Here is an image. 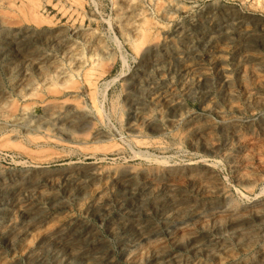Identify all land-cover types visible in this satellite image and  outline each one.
Masks as SVG:
<instances>
[{
  "label": "rangeland",
  "instance_id": "rangeland-1",
  "mask_svg": "<svg viewBox=\"0 0 264 264\" xmlns=\"http://www.w3.org/2000/svg\"><path fill=\"white\" fill-rule=\"evenodd\" d=\"M150 1L0 0V264H264V0Z\"/></svg>",
  "mask_w": 264,
  "mask_h": 264
},
{
  "label": "bare ground",
  "instance_id": "bare-ground-1",
  "mask_svg": "<svg viewBox=\"0 0 264 264\" xmlns=\"http://www.w3.org/2000/svg\"><path fill=\"white\" fill-rule=\"evenodd\" d=\"M151 1H152V0H151ZM151 1H150V2H151ZM9 6L11 7L12 4H10ZM9 6H8V7H9ZM11 8H12V7H11ZM177 8H178V7H177ZM14 9L16 10V8H14ZM178 9H179V8H178ZM178 9H177V10H178ZM9 10H10V8H9ZM12 10H13V9H12ZM177 10H176V11H177ZM5 11H6V10H5ZM165 11H167V10H165ZM6 12H7V11H6ZM10 13H11V12H9L8 15H10ZM12 13H13V11H12ZM6 15H7V14H6ZM136 15H137V14H136ZM136 15L133 16V17L135 18ZM13 16H14V15H13ZM15 16H16V15H15ZM137 16H138V15H137ZM3 17H4V16H3ZM24 17H25V16H24ZM24 17H23V18H24ZM133 17H132V18H133ZM193 17H194V16H193ZM193 17H192V18H193ZM249 17H250V16H249ZM134 18L131 19V20L134 21ZM168 18H169V17H168ZM192 18H191V20H192ZM250 18H251V17H250ZM3 19H4V18H3ZM9 19H10V18H9ZM11 19H12V18H11ZM136 19H137V18H136ZM193 20H194V19H193ZM193 20H192V21H193ZM128 21H130V20H128ZM194 21H195V20H194ZM230 21H231V20H230ZM190 22H191V21H190ZM250 22H251V19H246V17H245V18L242 17V19L235 20L233 24H234L235 26H238V27H245V26H247ZM8 23H10V21H9ZM8 23H7V24H8ZM128 23H130V22H128ZM131 23H132V21H131ZM188 23H189V22H188ZM188 23H187V24H188ZM227 23H228V22H227ZM10 24H11V23H10ZM12 24H13V23H12ZM187 24H186V25H187ZM222 24H223V23H222ZM17 25H18V24H17ZM37 25H40V24L37 23ZM188 25H189V24H188ZM188 25H187V26H188ZM20 26H21V25H20ZM35 26H36V24H35ZM132 26H133V23H132V25H131L130 27H132ZM190 26H191V25H190ZM220 26H221V25H220ZM222 26H223V25H222ZM222 26H221V27H222ZM224 26H225V24H224ZM7 27H8V26H7ZM13 27H14V25H13ZM127 27H128V26H127ZM181 27H182V26H181ZM188 27H189V26H188ZM226 27H227V26H226ZM249 27H250V26H249ZM255 27H256V26H255ZM255 27H254V28H255ZM128 28H129V27H128ZM133 28H134V27H133ZM213 28H214V27H212V29H213ZM222 28H223V27H222ZM235 28H236V27H234V29H235ZM6 29H7V28H6ZM130 29H131V28H130ZM135 29H137V28H135ZM135 29H133V30L135 31ZM212 29H211V30H212ZM226 29H227V28H226ZM246 29H247V28H245V30H246ZM251 29H252V28H251ZM7 30H8V29H7ZM9 30H10V27H9ZM13 30H14V29L12 28V31H13ZM15 30H16V29H15ZM17 30H19V29H17ZM20 30H21V29H20ZM38 30H39V28H38ZM79 30H80V29H79ZM137 30H138V29H137ZM221 30H222V29H221ZM243 30H244V29H243ZM247 30H248V29H247ZM80 31H81V30H80ZM80 31H79V32H80ZM131 31H132V29H131ZM134 31H133V32H134ZM182 31H183V30H182ZM239 31H240V30H239ZM13 32H15V31H13ZM21 32H23V31H21ZM73 32H74V31H72V33H73ZM76 32H77V31H76ZM81 32H82V31H81ZM135 32H137V31H135ZM208 32H209V31H208ZM214 32H215V31H214ZM214 32H213V33H214ZM216 32H217V31H216ZM218 32H219V31H218ZM224 32H225V31H224ZM224 32H223V33H224ZM240 32H241V31H240ZM244 32H245V31H244ZM19 33H20V32H19ZM137 33H138V32H137ZM176 33H177V32H176ZM209 33H210V32H209ZM230 33H231V32H230ZM237 33H238V32H237ZM237 33H235V34H237ZM242 33H243V32H242ZM245 33H246V32H245ZM250 33H252V32H250ZM180 34H181V33H180ZM216 34H218V33H216ZM224 34H225V33H224ZM224 34H223V35H224ZM77 35H79V34H77ZM126 35H128V33H127ZM141 35H142V34H141ZM210 35H211V34H210ZM210 35H209V36H210ZM219 35H220V34H219ZM226 35H227V34H226ZM229 35H230V34H229ZM238 35H239V34H238ZM244 35H245V34H244ZM5 36H6V35H5ZM79 36H80V35H79ZM203 36H204V35H203ZM221 36H222V35H221ZM221 36H220V37H221ZM234 36H235V35H234ZM2 37H3V36H2ZM2 37H1V38H2ZM7 37H8V36H7ZM126 37H128V36H126ZM204 37H205V36H204ZM226 37H227V36H226ZM232 37H233V36H232ZM238 37L240 38V36H238ZM8 38H9V37H8ZM13 38H15V37H13ZM128 38H129V37H128ZM128 38H127V39H128ZM228 38H229V37H228ZM239 38H238V39H239ZM242 38H243V37H242ZM253 38H254V37H253ZM10 39L12 40V38H10ZM203 39H204V38H203ZM215 39H216V38H215ZM222 39H223V38H222ZM224 39H225V37H224ZM226 39H227V38H226ZM240 39H241V38H240ZM2 40H3V39H2ZM2 40H0V41H2ZM6 40H7V39H6ZM11 40H10V41H11ZM196 40H198V38H196ZM217 40H218V38H217ZM243 40H244V39H243ZM4 41H5V40H4ZM71 41H72V40H71ZM71 41H70V42H71ZM129 41H130V40H129ZM212 41H213V40H212ZM214 41H215V40H214ZM250 41H251V40H250ZM8 42H9V41H8ZM12 42H13V41H12ZM24 42H25V41H24ZM76 42H77V41H76ZM198 42H199V41H197L196 43H198ZM206 42H207V41H206ZM219 42H220V40H219ZM219 42L217 41V43H219ZM5 43H6V42H5ZM73 43H74V42H73ZM73 43H72V44H73ZM207 43H208V42H207ZM7 44H8V43H7ZM72 44H71V45H72ZM13 45H14V44H13ZM66 45H67V44H66ZM71 45H70V46H71ZM73 45H74V44H73ZM75 45H76V44H75ZM207 45H208V44H207ZM207 45H205V47H206ZM213 45H215V44H213ZM213 45H212V46H213ZM252 45H253V44H252ZM1 46H2V45H1ZM3 46H4V45H3ZM202 46H203V45H202ZM202 46H201V47H202ZM215 46H216V45H215ZM248 46H249V45H248ZM68 47H69V46H68ZM68 47H67V48H68ZM77 47H78V46H77ZM209 47H210V46H209ZM250 47H251V46H250ZM250 47H249V48H250ZM73 48H76V47H73ZM185 48H186V47H185ZM191 48H193V47H191ZM214 48H216V47H214ZM246 48H247V46H246ZM1 49H2V48H1ZM15 49H16V48H15ZM60 49H61V48H60ZM62 49H63V48H62ZM68 49H69V48H68ZM198 49H199V48H198ZM200 49H201V48H200ZM204 49H206V48H204ZM216 49H217V48H216ZM220 49H221V48H220ZM220 49H219V50H220ZM11 50H12V49H11ZM48 50H49V49H48ZM73 50H74V49H73ZM101 50H102V49H101ZM103 50H104V49H103ZM206 50H207V49H206ZM206 50H205V51H206ZM208 50H209V49H208ZM242 50H245V48L242 49ZM246 50H247V49H246ZM251 50H252V49H251ZM251 50H250V51H251ZM33 51H34V50H33ZM63 51H64V50H63ZM66 51H71V50H66ZM66 51H65V53H67ZM75 51H76V50H75ZM180 51L182 52V50H180ZM183 51H184V50H183ZM186 51H187V50H186ZM211 51H212V49H211ZM221 51H222V50H221ZM61 52H62V51H61ZM61 52H60V53H61ZM136 52H137V51H136ZM184 52H185V51H184ZM187 52H189V51H187ZM194 52H195V51H194ZM208 52H209V51H208ZM218 52H219V51H218ZM240 52H242V51H240ZM2 53H3V52H2ZM4 53H5V52H4ZM13 53H14V51H13ZM26 53H27V52H26ZM30 53H31V52H30ZM58 53H59V52H58ZM62 53H63V52H62ZM70 53H71V52H70ZM190 53H191V52H190ZM190 53H189V54H190ZM192 53H193V52H192ZM196 53H197V52H196ZM212 53H213V52H212ZM250 53H251V52H250ZM253 53H254V52H252L251 55L248 56L249 58H247V57H246V58L249 59V60H256V58L254 57V55H252ZM6 54H7V53H6ZM16 54H17V53H15L14 55H16ZM34 54H35V53H34ZM43 54H44V53H43ZM43 54H42V55H43ZM49 54H50V53H49ZM49 54H48V52H47L46 55H49ZM67 54L69 55V53H67ZM74 54H75V53H74ZM185 54H187V53L185 52ZM198 54H200V53H198ZM248 54H249V53H248ZM254 54H255V53H254ZM258 54H259V53H258ZM0 55H1V54H0ZM2 55H3V54H2ZM2 55H1V56H2ZM9 55H10V54H9ZM14 55H13V56H14ZM26 55H27V54H26ZM28 55H29V54H28ZM37 55H38V54H37ZM63 55H64V54H63ZM70 55H71V54H70ZM191 55H192V54H191ZM193 55H194V54H193ZM193 55H192V56H193ZM210 55H211V54H210ZM244 55H245V54H244ZM11 56H12V55H11ZM16 56H17V55H16ZM33 56H34V55H33ZM35 56H36V55H35ZM38 56H39V55H38ZM43 56H44V55H43ZM53 56H54V55H53ZM71 56H72V55H71ZM71 56H70V57H71ZM75 56H76V55H75ZM182 56H183V55H182ZM182 56H181V57H182ZM184 56H185V55H184ZM184 56H183V57H184ZM213 56H215V55H213ZM255 56H257V54H256ZM258 56H259V55H258ZM4 57H5V55H4ZM28 57H29V56H28ZM28 57H26V58H28ZM41 57H42V56H41ZM70 57H69V58H70ZM201 57H202V56H201ZM244 57H245V56H244ZM6 58H7V56H6ZM13 58H14V57H13ZM19 58H20V57H19ZM23 58H24V57H23ZM42 58H43V57H42ZM46 58H47V57H46ZM50 58H51V56H50ZM69 58H68V59H69ZM72 58H73V57H72ZM76 58H77V56L75 57V59H76ZM80 58H81V57H80ZM80 58H78V59L80 60ZM89 58H90V57H89ZM191 58H192V57H191ZM191 58H190V59H191ZM211 58H212V57H211ZM263 58H264V57H263ZM24 59H25V58H24ZM28 59H30V58H28ZM31 59H32V58H31ZM34 59H35V58H34ZM57 59H58V58H57ZM184 59H186V58H184ZM213 59H214V58H213ZM241 59H244V58H241ZM15 60H16V59H15ZM22 60H23V59H22ZM37 60H38V57H37ZM42 60H43V59H42ZM51 60H55V59H51ZM70 60H72V59H70ZM85 60H86V59H85ZM85 60H84V61H85ZM188 60H189V59H188ZM197 60H198V59H197ZM206 60H207V59H206ZM24 61H25V60H24ZM30 61H31V60H30ZM40 61H41V60H40ZM43 61H44V60H43ZM43 61H42V62H43ZM55 61H56V60H55ZM68 61H69V60H68ZM87 61H88V60H87ZM89 61H90V60H89ZM180 61H181V60H180ZM183 61L185 62V60H183ZM190 61H191V60H190ZM203 61H204V60H203ZM215 61H216V59H215ZM243 61H244V60H242V62H243ZM10 62H11V61H10ZM10 62H9V63H10ZM18 62H19V61H18ZM18 62H17V63H18ZM31 62L34 63V61H31ZM37 62H38V61H37ZM50 62H51V61H50ZM50 62H49V63H50ZM52 62H53V61H52ZM52 62H51V63H52ZM58 62H59V61H58ZM74 62H75V61H74ZM76 62H77V61H76ZM90 62H91V61H90ZM186 62H187V60H186ZM186 62H185V63H186ZM195 62H196V61H195ZM198 62H199V60H198ZM198 62H197V63H198ZM201 62H202V61H201ZM256 62H257V61H256ZM260 62H261V59H260ZM260 62H259V63H260ZM262 62H263V61H262ZM9 63H8L7 65H9ZM26 63H27V61H26ZM44 63H45V62H44ZM49 63H48V64H49ZM78 63H79V62H78ZM81 63H82V62H81ZM182 63H183V62H182ZM214 63H215V62H214ZM217 63H218V62H217ZM240 63H241V62H240ZM244 63H245V61H244ZM254 63H255V62H254ZM263 63H264V62H263ZM1 64H2V63H1ZM14 64H15V63H14ZM20 64L22 65L23 63H20ZM30 64H31V63H30ZM36 64H37V63H36ZM36 64H34V65H36ZM41 64H43V63L40 62V65H41ZM58 64H59V63H58ZM60 64H61V63H60ZM60 64H59V65H60ZM70 64H71V62H70ZM74 64H75V63H74ZM91 64H92V63H91ZM145 64H147V63H145ZM145 64H144V65H145ZM192 64H193V63H192ZM203 64H205V63H203ZM215 64H216V63H215ZM238 64H239V63H238ZM238 64H237V65H238ZM257 64H258V63H257ZM5 65H6V64H5ZM34 65H33V66H34ZM50 65H52V64H50ZM59 65H57V66L59 67ZM68 65H69V64H68ZM81 65H82V64H81ZM81 65H79V66H81ZM149 65H150V64H149ZM190 65H191V64H188V65L186 66V68H185L186 75L188 74V75L190 76V79H191V80H194V79L197 78V77L199 78L201 74L199 75V72H197V71L194 69V68H196L197 66L194 65L195 67L193 68V67L190 66ZM260 65H261V64H260ZM262 65H263V64H262ZM2 66H3V65H2ZM26 66H27V65H26ZM33 66H31V67H33ZM41 66H43V65H41ZM41 66H40V67H41ZM57 66H55V68H56ZM71 66H72V65H71ZM75 66H76V65H75ZM82 66H83V65H82ZM82 66H81V68H82ZM85 66H86V65H85ZM141 66H142V65H141ZM147 66H148V65H147ZM147 66H146V67H147ZM155 66H156V64H155ZM162 66H163V65H162ZM239 66H240V64H239ZM246 66H247V65H245V67H246ZM257 66H259V65H257ZM11 67H12V66H11ZM18 67H20V66H18ZM87 67H88V64H87ZM151 67H152V66H151ZM214 67H216V66H214ZM242 67H243V66H242ZM247 67H248V66H247ZM259 67H260V66H259ZM6 68H7V67H6ZM6 68H5V69H6ZM22 68H23V70H25V69H24L25 67H22ZM51 68H52V67H51ZM59 68H60V67H59ZM59 68H56V69L58 70ZM67 68H68V67H67ZM73 68H74V67H73ZM152 68H153V67H152ZM156 68H157V67H156ZM164 68H165V67H164ZM199 68H201V67H199ZM206 68H207V66H206ZM240 68H241V67H240ZM249 68H250V67H249ZM249 68H248V69H249ZM262 68H263V67H262ZM3 69H4V67H3ZM17 69H18V68H17ZM27 69H29V68H27ZM30 69H31V68H30ZM35 69H37V67H36ZM42 69H43V68H42ZM42 69H40V70L42 71ZM53 69H54V68H53ZM56 69H55V70H56ZM61 69H63L62 66H61ZM71 69H72V68H71ZM75 69H76V68H75ZM143 69H144V68H143ZM197 69H198V68H197ZM207 69H208V68H207ZM222 69H223V67H222ZM222 69H221V70H222ZM225 69H226V68H225ZM7 70H8V69H7ZM38 70H39V68H38ZM48 70H49V69H48ZM50 70H51V69H50ZM59 70H60V69H59ZM66 70H67V69H66ZM68 70H69V69H68ZM78 70H79V69H78ZM138 70H139V69H138ZM161 70H162V69H161ZM161 70H160V71H161ZM237 70H238V69H237ZM240 70H241V69H240ZM245 70H246V68H245ZM254 70H255V68H254ZM262 70H263V69H262ZM16 71H17V70H15V74H16ZM25 71H26V70H25ZM27 71H28V70H27ZM27 71H26V72H27ZM30 71H31V70H30ZM52 71H53V70H52ZM52 71H50V72H52ZM63 71H64V70H63ZM72 71H73V70H72ZM74 71H75V70H74ZM85 71H86V70H85ZM85 71H83V73H84ZM87 71H88V70H87ZM145 71H146V70H145ZM163 71H164V70H163ZM180 71H181V70H180ZM203 71H204V70H203ZM256 71H257V70H256ZM258 71H259V70H258ZM5 72H6V71H5ZM28 72H29V71H28ZM50 72H49V73H50ZM54 72H55V71H54ZM58 72L60 73V71H58ZM76 72H77V71H76ZM141 72H142V71H141ZM223 72H224V71H223ZM227 72H228V71H227ZM240 72H241V71H240ZM37 73H38V72H37ZM44 73H45V72H44ZM44 73H43V74H44ZM61 73H62V72H61ZM67 73H68V72H67ZM221 73H222V72H221ZM234 73H235V72H234ZM241 73H244V72H241ZM241 73H240V74H241ZM245 73H246V72H245ZM248 73H249V72H248ZM251 73H252V72H251ZM251 73H250V74H251ZM256 73H257V72H256ZM256 73H255V74H256ZM263 73H264V72H263ZM11 74H12V73H11ZM24 74H25V73H24ZM31 74H34V73H31ZM38 74H39V73H38ZM68 74H70V72H69ZM71 74H72V73H71ZM74 74H75V73H74ZM78 74H79V73H78ZM85 74H86V73H85ZM85 74H84L83 76H86ZM232 74H233V72H232ZM237 74H238V73H237ZM240 74H238V75H240ZM258 74H259V73H257L256 75H258ZM20 75H21V73H20ZM25 75H26V74H25ZM25 75H24V77H25ZM45 75H46V74H45ZM47 75H49V74L47 73ZM50 75H51V74H50ZM53 75H54V74H53ZM184 75H185V73H184ZM206 75H207V74H206ZM218 75H219V74H218ZM238 75H237V76H238ZM246 75H247V74H246ZM246 75H245V76H246ZM253 75H254V74H253ZM262 75H263V74H262ZM22 76H23V75H22ZM30 76H32V77L34 78V75H30ZM36 76H38V75H36ZM36 76H35V77H36ZM58 76H59V75H58ZM58 76H57V77H58ZM63 76H65V75H62L61 77H63ZM164 76H165V75H164ZM164 76H163V77H164ZM203 76H204V75H203ZM234 76H235V75H234ZM258 76H260V74H259ZM258 76H256V77H258ZM9 77H10V76H9ZM12 77H13V76H12ZM20 77H21V76H20ZM26 77H27V76H26ZM43 77H44V76H43ZM45 77H46V76H45ZM66 77H67V76H66ZM70 77H71V75H70ZM165 77H166V76H165ZM216 77H217V76H216ZM221 77H222V76H221ZM227 77H228V76H226V75L224 76V78H227ZM242 77H243V76H242ZM246 77H247V76H246ZM249 77H251V76H249ZM254 77H255V76H254ZM40 78H41V77H40ZM40 78H39V79H40ZM63 78H64V77H63ZM72 78H73V77H72ZM85 78H86V77H85ZM158 78H159V77H158ZM185 78H186V77H185ZM185 78H183V79H185ZM219 78H220V77H219ZM219 78H218V80H219ZM228 78H229V77H228ZM231 78H232V77H231ZM234 78H235V77H234ZM237 78H238V77H237ZM258 78H259V77H258ZM260 78H261V77H260ZM22 79H23V78H22ZM22 79H21V80H22ZM26 79H28V78H26ZM43 79H44V78H43ZM51 79H52V78H51ZM77 79H78V78H77ZM77 79H76V80H77ZM80 79H81V78H80ZM187 79H188V78H187ZM200 79H201V78H200ZM229 79H230V78H229ZM232 79H233V78H232ZM0 80H1V79H0ZM23 80H24V79H23ZM44 80H45V79H44ZM44 80H43V81H44ZM48 80H49V79H48V77H47V81H48ZM74 80H75V79H74ZM87 80H88V79H87ZM93 80H95V79H93ZM160 80H161V79H160ZM164 80H165V79H164ZM164 80L162 79V81H164ZM216 80H217V78H216ZM224 80H225V79H224ZM25 81H26V80H25ZM30 81H31V78H30ZM89 81H91V80H89ZM89 81H88V83H89ZM186 81H187V80H186ZM188 81H189V80H188ZM197 81H198V80H197ZM227 81H228V80H227ZM227 81H226V82H227ZM230 81H231V79H230ZM16 82H17V81H16ZM23 82H24V81H23ZM35 82H36V81H35ZM84 82H85V81H84ZM165 82H166V81H165ZM170 82H171V81H170ZM177 82H178V81H177ZM224 82H225V81H224ZM0 83H1V82H0ZM32 83L34 84V82H32ZM41 83H42V82H41ZM43 83H44V82H43ZM174 83H176V82L174 81ZM182 83H184V82H182ZM241 83H242V82H241ZM35 84H36V83H35ZM192 84H193V83H192ZM217 84H219V82H218ZM220 84H221V83H220ZM228 84H229V83H228ZM23 85H24V84H23ZM31 85H32V84H31ZM42 85H43V84H42ZM156 85H157V84H156ZM159 85H160V84H159ZM172 85H173V84H172ZM183 85H185V84H183ZM190 85H191V84H190ZM238 85H239V83H238ZM21 86H22V85H21ZM29 86H30V83H29ZM33 86H34V85H33ZM54 86H55V85H54ZM167 86H168V85H167ZM169 86H170V84H169ZM173 86H174V85H173ZM175 86H176V85H175ZM225 86H226V85H225ZM230 86H231V85H230ZM45 87H46V86H45ZM63 87H64V86H63ZM90 87H91V86H90ZM92 87H94V86H92ZM161 87H162V86H161ZM161 87H160V88H161ZM170 87H171V86H170ZM223 87H224V85H223ZM223 87H222V89H223ZM21 88H23V86H22ZM58 88L60 89V88H62V86H60V87H58ZM58 88H56V89H58ZM88 88H89V86H88ZM154 88H155V87H154ZM162 88H163V87H162ZM173 88H174V87H173ZM182 88H184V87L182 86ZM188 88H189V87H188ZM188 88H187V89H188ZM227 88H228V86H227ZM230 88H231V87H229V89H230ZM232 88H234V87H232ZM24 89H25V88H24ZM27 89H29V88H28V85H27ZM27 89H26V90H27ZM44 89H45V88H44ZM46 89H47V87H46ZM59 89H58V90H59ZM68 89H69V88H68ZM71 89H72V88H71ZM93 89H95V88H93ZM93 89H92V90H93ZM174 89L176 90V88H174ZM184 89H186V87H185ZM29 90H30V89H29ZM58 90H57V91H58ZM60 90H61V89H60ZM63 90H64V89H63ZM63 90H62V91H63ZM74 90H75V89H74ZM74 90H73V91H74ZM152 90H154V89H152ZM156 90H157V88H156ZM168 90H169V89H168ZM177 90H178V89H177ZM233 90H235V89H233ZM154 91H155V90H154ZM164 91H165V90H164ZM228 91H229V90H228ZM23 92H24V91H23ZM27 92H28V91H27ZM58 92H59V91H58ZM58 92H57V93H58ZM63 92H64V91H63ZM63 92H62V94H63ZM67 92H68V90H67ZM89 92H91V91H89ZM159 92H160V91H158V93H159ZM175 92H176V91H175ZM225 92H226V91H225ZM232 92H233V91H232ZM59 93H60V92H59ZM64 93H65V92H64ZM158 93H154V94L152 93V94H153V95H152V101L156 102V101H158V100L160 99V97L163 96V95L161 96V95L158 94ZM162 93H163V92H162ZM167 93H168V92H167ZM167 93H166V94H167ZM170 93H171V92H170ZM178 93H179V92H178ZM228 93H229V92H228ZM49 94H50V93H49ZM73 94H74V93H73ZM75 94H76V93H75ZM75 94H74V95H75ZM90 94H91V93H90ZM175 94H176V93H175ZM9 95H10V94H9ZM50 95H51V94H50ZM63 95H64V94H63ZM69 95H70V94H69ZM69 95H68V96H69ZM178 95H179V94H178ZM178 95H176V96H178ZM232 95H233V94H232ZM232 95L230 96L231 98H232ZM234 95H235V93H234ZM5 96H6V95H5ZM23 96H24V95H23ZM48 96H49V95H48ZM65 96H66V94H65ZM150 96H151V95H150ZM208 96H210V95H207V97H208ZM8 97H9V96H8ZM10 97H11V96H10ZM19 97H20V96H19ZM24 97H25V96H24ZM28 97H29V96H28ZM57 97H58V96H57ZM62 97H63V96H62ZM90 97H92V96L90 95ZM93 97H94V96H93ZM163 97H164V96H163ZM165 97H166V96H165ZM5 98H6V97H5ZM228 98H229V97H228ZM228 98H227V100H228ZM231 98H230V101H231V100H234V99H231ZM250 98H251V97H250ZM10 99H11V98H10ZM22 99H23V98H22ZM149 99H151V98H149ZM163 99L165 100V98H163ZM170 99H171V98H170ZM177 99H178V98H177ZM257 99H258V98H257ZM7 100H9V99H7ZM178 100H179V99H178ZM178 100H177V101H178ZM262 100H263V99H262ZM11 101H12V99H11ZM67 101H68V100H67ZM90 101H91V98H90ZM162 101H163V100H162ZM173 101H174V100H173ZM180 101H181V100H180ZM258 101H260V100H258ZM61 102H62V101H60V103H61ZM65 102H66V101L64 100V104H66ZM94 102H95V100H94ZM149 102H150V101H149ZM167 102H168V101H167ZM178 102H179V101H178ZM232 102H233V101H231V103H232ZM8 103H9V102H8ZM12 103H13V102H12ZM71 103H73V101H72ZM71 103H70V105H71ZM90 103H93V102H90ZM156 103H157V102H156ZM231 103H230V105H231ZM250 103H251V102H250ZM64 104H62V105H60V104L58 105V103H57V105H56V104H53V106H54V105L57 106V107L55 108V110H53V112H52V114H51V116H52L53 118H55L56 115L59 114L60 109H63L62 106H63ZM162 104H163V103H162ZM227 104H228V103H227ZM234 104H235V102H234ZM255 104H256V103H255ZM3 105H4V104H3ZM45 105H46V104H45ZM48 105H49V104H48ZM50 105H51V104H50ZM68 105H69V104H68ZM147 105H148V104H147ZM147 105H146V108H147ZM151 105H152V103H151ZM158 105H159V103H158ZM163 105H164V104H163ZM165 105H168V104H165ZM176 105H177V103H176ZM7 106H8V105H7ZM71 106H72V105H71ZM76 106H77V105H76ZM91 106L94 107V105H91ZM235 106H236V105H235ZM10 107H11V106H10ZM44 107H46V106H44ZM64 107H65V106H64ZM89 107H90V106H89ZM170 107H171V106H170ZM177 107H178V106H177ZM180 107H182V106H180ZM210 107H211V106H210ZM227 107H228V105H227ZM232 107H233V106H232ZM262 107H263V106H262ZM1 108H2V107H1ZM7 108H8V107H7ZM27 108H29V107H27ZM52 108H53V107H52ZM65 108H66V107H65ZM73 108H74V107H73ZM79 108H80V107H79ZM94 108H95V107H94ZM94 108H93V109H94ZM156 108H157V107H156ZM174 108H175V106H174ZM183 108H184V107H183ZM213 108H214V107H213ZM229 108H230V107H229ZM254 108H255V107H254ZM24 109H26V108H24ZM75 109H76V108H75ZM147 109H148V108H147ZM152 109H153V108H152ZM152 109H151V110H152ZM168 109H170V108H168ZM227 109H228V108H227ZM236 109H238V108H236ZM0 110H1V109H0ZM26 110H27V109H26ZM29 110H30V109H29ZM29 110H28V111H29ZM63 110H64V109H63ZM77 110H78V108H77ZM81 110H82V109H81ZM81 110H80V112H81ZM91 110H92V109H91ZM138 110H139V109H138ZM140 110H141V109H140ZM143 110H144V109H143ZM172 110H173V109H172ZM212 110H213V109H212ZM228 110H229V109H228ZM6 111H7V110H6ZM28 111H27V112H28ZM61 111H62V110H61ZM61 111H60V112H61ZM88 111H89V110H88ZM206 111H207V110H206ZM230 111H231V110H230ZM23 112H24V111H23ZM96 112H97V111H96ZM134 112H135V110H134ZM139 112H140V111H139ZM143 112H144V111H143ZM143 112H141V114H142ZM173 112H174V111H173ZM225 112H226V111H225ZM237 112H238V111H237ZM251 112H252V110H251ZM98 113H99V112H98ZM136 113H137V112H136ZM148 113H149V112H148ZM155 113H156V112H155ZM169 113H170V112H169ZM171 113H172V112H171ZM171 113H170V114H171ZM185 113H186V112H185ZM220 113H221V112H220ZM234 113H235V112H234ZM5 114L7 115V113H5ZM83 114H84V113H83ZM88 114H89V113H88ZM139 114H140V113H139ZM174 114H175V113H174ZM214 114H215V113H214ZM224 114H225V113H224ZM20 115H21V114H20ZM47 115H48V114H47ZM62 115H63V114H62ZM135 115H136V114H135ZM135 115H134V117H135ZM143 115H144V113H143ZM176 115H177V114H176ZM194 115H195V114H194ZM194 115H193V117H194ZM229 115H230V114H229ZM3 116H4V115H3ZM8 116H9V115H8ZM8 116H6V117H8ZM25 116H26V115H25ZM49 116H50V115H49ZM65 116H66V115L64 114V117H65ZM92 116H93V115H92ZM95 116H96V115H95ZM97 116H98V115H97ZM155 116H156V115H155ZM155 116H154V117H155ZM159 116H160V115H159ZM165 116H166V115H165ZM168 116H169V115H168ZM196 116H197V115H196ZM196 116H195V117H196ZM220 116L222 117V115H220ZM224 116H225V115H224ZM4 117H5V116H4ZM20 117H21V116H20ZM42 117H43V116H42ZM58 117H59V116H58ZM87 117H88V115H87ZM134 117H133V118H134ZM163 117H164V116H163ZM171 117H172V116H171ZM195 117H194V119H195ZM221 117H220V119H221ZM227 117H228V116H227ZM8 118H9V117H8ZM24 118H25V117H24ZM24 118H23V119H24ZM28 118H29V117H28ZM43 118H44V117H43ZM75 118H76V117H75ZM91 118H92V117H91ZM94 118H95V117H94ZM138 118H140V117L138 116ZM158 118H159V117H158ZM189 118H190L189 114H180V122H181V123H182V122H185V121L188 120ZM231 118H232V117H231ZM1 119H2V118H1ZM9 119H10V118H9ZM25 119H26V118H25ZM36 119H37V118H36ZM38 119H39V118H38ZM38 119H37V120H38ZM71 119H72V118H71ZM71 119H70V120H71ZM98 119H100V118H98ZM140 119H141V118H140ZM155 119H156V118H155ZM164 119H165V118H164ZM232 119H233V118H232ZM234 119H235V117H234ZM236 119H238V118H236ZM40 120H41V118H40ZM43 120H45V118H44ZM50 120L52 121L53 119H50ZM57 120H58V119H57ZM62 120H63V119H62ZM64 120H65V119H64ZM66 120H67V119H66ZM90 120H91V119H90ZM169 120H170V119H169ZM169 120L166 119V120H164V123H163V125L166 126L167 128H168V124L171 123V122H169ZM174 120H175V119H174ZM227 120H228V119H227ZM238 120H239V119H238ZM2 121H3V120H2ZM2 121H1V123H2ZM28 121H29V120H28ZM28 121H27V122H28ZM46 121H47V120H46ZM48 121H49V120H48ZM153 121H154V120H153ZM159 121H160V119H159ZM196 121H197V119H196ZM235 121H236V120H235ZM6 122H7V121H6ZM22 122H24V121H22ZM42 122H43V121H41V123H42ZM49 122H50V121H49ZM67 122H69V120H68ZM91 122H92V121H91ZM149 122H150V121H149ZM194 122H195V121H194ZM194 122H193V123H194ZM232 122H233V121H232ZM237 122H238V121H237ZM1 123H0V124H1ZM16 123H17V122H16ZM16 123H15V124H16ZM28 123H29V122H28ZM28 123H27V124H28ZM33 123H34V122H33ZM52 123L55 124L56 122L53 121ZM52 123H51L50 125H53ZM61 123H62V121H61ZM75 123H76V122H75ZM131 123H132V122H131ZM137 123H138V122H137ZM140 123H141V122H140ZM143 123H144V122H143ZM146 123H147V122H146ZM172 123H173V122H172ZM172 123H171V125H172ZM189 123H191V122H189ZM189 123H188V124H189ZM200 123H201V122H200ZM228 123H229V122H228ZM233 123H234V122H233ZM4 124H5V123H4ZM18 124H19V123H18ZM59 124H60V123H59ZM157 124H158V123H157ZM191 124H192V123H191ZM197 124H199V123H197ZM204 124H205V123H204ZM219 124H220V123H219ZM221 124H222V123H221ZM231 124H232V123H231ZM239 124H240V123H239ZM9 125H11V124H9ZM24 125H26V124H24ZM43 125H44V124H43ZM138 125H139V124H138ZM138 125H137L136 123H133L130 127L134 130V129H137V128H138ZM194 125H195V123H194ZM208 125H209V124H208ZM211 125H212V124H211ZM20 126H21V125H20ZM30 126L33 127V125H30ZM44 126H45V125H44ZM176 126H177V125H176ZM179 126H180V125H179ZM200 126H201V125H200ZM200 126H199V127H200ZM213 126H214V124H213ZM231 126H232V125H231ZM27 127H28V126H27ZM36 127H37V126H36ZM54 127H55V126H54ZM183 127H184V126H183ZM189 127H191V126H189ZM201 127H202V126H201ZM235 127H236V125H235ZM28 128H30V127H28ZM37 128H38V127H37ZM131 128H130V129H131ZM160 128H161V127H160ZM192 128H193V127H192ZM170 129H171V128H170ZM170 129H169V130H170ZM41 130H42V129H41ZM133 130H132V131H133ZM138 130H139V129H138ZM196 130H197V129H196ZM43 131H45V133H46L47 136L49 135V134H48V133H49V129H48V128H44ZM200 131H201V130H200ZM135 132H136V131H135ZM159 132H161V131H159ZM164 132H165V131H164ZM170 132H171V131H170ZM174 132H175V131H174ZM181 132H182V131H181ZM184 132H185V131H184ZM192 132H193V131H192ZM27 133H28V132H27ZM165 133H166V132H165ZM178 133H180V132L178 131ZM178 133H177V134H178ZM52 134H53V133H52ZM36 135H38V134H36ZM175 135H176V134H175ZM178 135H179V134H178ZM180 135H182V134H180ZM194 135H195V134H194ZM171 136H172V135H171ZM42 137H44V136H42ZM45 137H46V136H45ZM49 139H50V138H49ZM59 140H60V139H59ZM145 140H146V139H145ZM145 140H144V141H145ZM55 141H56V140H55ZM57 141H58V140H57ZM135 141H136V140H135ZM137 141H138V140H137ZM144 141H143V142H144ZM139 142H140V141H139ZM83 143H85V142L83 141ZM135 143H136V142H134V144H135ZM147 143H148V142H147ZM147 143H146V144H147ZM80 144H81V143H80ZM141 144H142V143H140V145H141ZM146 144H145V145H146ZM145 145H143V146H145ZM147 145H148V144H147ZM78 146H79V144H78ZM138 146H139V145H138ZM141 146H142V145H141ZM149 146H150V145H149ZM76 147H77V146H76ZM141 149H142V148H141ZM93 154H94V153H93ZM91 156H92V155H91ZM94 157H95V155H94ZM186 166H187V165H186ZM165 167H166V166H165ZM189 168H190V167H189ZM206 168H207V167H206ZM172 169H173V168H172ZM177 169H178V168H177ZM105 170H106V169H105ZM167 170H168V169H167ZM174 170H175V169H174ZM200 170H201V169H200ZM203 170H204V169H203ZM96 171H97V170H96ZM164 172H165V171H164ZM168 172L171 173V170L168 171ZM99 173H100V172H99ZM198 173H199V172H198ZM202 173H203V172H202ZM208 173H209V172H208ZM93 174H94V173H93ZM100 174H101V173H100ZM104 174H105V173H104ZM110 175H111V174H110ZM196 175H197V174H196ZM210 175H211V174H210ZM91 176H92V175H91ZM93 176H94V175H93ZM204 176H205V173H204ZM204 176H203V177H204ZM206 176H207V175H206ZM99 177H100V176H99ZM103 178H104V177H103ZM162 178H163V177H162ZM167 178H168V177H167ZM210 178H212V177H210ZM171 179H172V178H171ZM213 179H214V177H213ZM166 180H167V179H166ZM206 180H207V179H206ZM206 180H205V181H206ZM209 180H210V179H209ZM146 181H147V180H146ZM86 184H87V183H86ZM89 187H90V186H89ZM77 201H78V200H77ZM81 201H82V200H81ZM184 201H185V200H184ZM183 203H184V202H183ZM184 204H185V203H184ZM187 204H188V203H187ZM28 205H29V204H28ZM28 205H26V206H28ZM179 205H180V204H179ZM189 205H190V204H189ZM29 206H30V205H29ZM162 206H163V205H162ZM195 206H196V205H195ZM197 206L199 207V205H197ZM197 206H196V207H197ZM31 207H32V206H31ZM164 207H165V205H164ZM180 207H181V205H180ZM25 208H27V207H25ZM175 209H176V208H175ZM181 209H182V208H181ZM30 210H31V209H30ZM167 210H168V209H167ZM191 210H192V209H191ZM35 211H36V210H35ZM194 211H195V210H193V212H194ZM198 211H199V209H198ZM32 212H33V211H32ZM32 212H31V213H32ZM183 213H184V212H183ZM187 213H188V212H187ZM167 214H168V213H167ZM29 215H30V214H29ZM35 215H36V214H35ZM182 215H183V214H182ZM31 216H32V215H31ZM180 216H181V215H180ZM28 218H30V217H28ZM33 218H34V217H33ZM35 218H37V217H35ZM172 218H174V217H172ZM172 218H171V219H172ZM35 220H36V219H35ZM40 220H41V219H40ZM29 221H30V220H29ZM173 221H174V220H173ZM164 222H165V221H164ZM28 223H29V222H28ZM34 224H35V223H34ZM234 225H235V224H234ZM234 225H233V226H234ZM0 226H1V225H0ZM2 226H3V225H2ZM259 228H260V227H259ZM236 229H237V226H236ZM240 229H242V228H240ZM257 229H258V228H257ZM9 230H10V229H9ZM9 230H8V231H9ZM11 230H12V229H11ZM11 230H10V231H11ZM145 230H146V229H145ZM242 230H243V229H242ZM244 230H245V229H244ZM3 231H4V230H3ZM12 231H13V230H12ZM254 231H255V230H254ZM254 231H246L245 234L247 235V237H244L243 239H246V240L249 239V240H251V239L255 238L257 235L255 236V234H254L255 232H254ZM11 233H12V232H11ZM143 233H144V232H143ZM154 233H155V231H154ZM236 233H237V232H236ZM238 233H239V232H238ZM132 234H133V233H132ZM8 235H9V234H8ZM238 235H239V234H238ZM258 235H259V234H258ZM6 236H7V235H6ZM10 236H11V235H10ZM77 237H78V236H77ZM136 237H137V236H135V239H136ZM142 237H143V236H142ZM235 237H236V236H235ZM240 237H241V236H240ZM61 238H62V236H61ZM74 238H75V237H74ZM123 238H124V237H123ZM123 238H122V239H123ZM133 238H134V237H133ZM190 238H191V237H190ZM193 238H194V237H193ZM195 238H196V237H195ZM195 238H194V239H195ZM218 238H219V237H218ZM258 238H260V237L258 236ZM219 239H221V238H219ZM237 239H238V238H237ZM66 240H68V239H66ZM66 240H64V241H66ZM249 240H248V241H249ZM253 240H254V239H253ZM75 241H76V240H75ZM95 241H96V240H95ZM220 241H221V240H220ZM234 241H235V240H234ZM243 241H244V240H243ZM58 242H59V240H58ZM68 242H69V241H68ZM70 242H72V241H70ZM121 242H122V241H121ZM204 242H205V241H204ZM89 243H90V242H89ZM209 243H210V242H209ZM253 243H254V242H253ZM59 244H60V242H59ZM64 244H65V243H64ZM75 244H76V243H75ZM224 244H225V243H224ZM238 244H239V243H238ZM256 244H257V243H256ZM68 245H69V244H68ZM68 245H66V246H68ZM78 245H79V244H78ZM240 245H241V243H240ZM248 245H250V244L247 243V246H248ZM74 246H75V245H74ZM79 246H80V245H79ZM185 246H186V245H185ZM219 246H220V245H219ZM227 246H228V245H227ZM245 246H246V245H245ZM59 247H60V246H59ZM82 247H83V246H82ZM88 247H89V245H88ZM88 247H87V248H88ZM241 247H242V246H241ZM65 248H66V247H65ZM75 248H76V246H75ZM77 248H78V247H77ZM90 248H91V247H90ZM92 248H93V247H92ZM194 248H195V250H196L197 246L194 247ZM214 248H215V247H214ZM224 248H225V247H224ZM55 249H56V248H55ZM62 249H64V248H62ZM62 249H61V250H62ZM84 249H86V247H85ZM94 249H96V248H94ZM221 249H222V248H221ZM64 250H65V249H64ZM74 250H75V249H74ZM209 250H210V249H209ZM71 251H72V250H71ZM86 251H88V250L86 249ZM226 251H227V250H226ZM228 251H229V250H228ZM68 252H69V251H68ZM190 252H191V251H190ZM209 252H210V251H209ZM71 253H72V252H71ZM85 253H86V252H85ZM172 253H173V252H172ZM214 253H215V252H214ZM219 253H220V252H219ZM64 254H65V253H64ZM81 254H82V253H81ZM217 254H218V253H217ZM54 255H55V254H54ZM69 255H70V252H69V254H68V257H69ZM82 255H83V254H82ZM85 255H86V254H85ZM102 255H103V254H102ZM169 255H170V254H169ZM212 255H214V254H212ZM59 256H60V257H59ZM59 256H57V257H59L60 259H62L63 257H65V255H59ZM71 256H72V255H71ZM182 256H183V255H182ZM205 256H206V255H205ZM205 256H204V257H205ZM225 256H226V255H225ZM68 257H67V258H68ZM79 257H80V255H79ZM82 257H84V256H82ZM96 257H97V256H96ZM206 257H207V256H206ZM217 257H218V256H217ZM67 258H66V259H67ZM85 258H86V257H85ZM66 259H65V260H66ZM68 259H69V258H68ZM68 259H67V261H68ZM82 259H83V258H82ZM153 259H154V258H153ZM162 259H164V258H162ZM172 259H173V258H172ZM172 259H171V260H172ZM193 259H194V258H193ZM219 259H220V257H219ZM55 260H58V259H55ZM182 260H183V259H182ZM196 261H197V260H196ZM62 262H63V261H62ZM149 262H150V261H149ZM168 262H169V261H168ZM171 262H172V261H171ZM175 262H176V261H175ZM190 262H191V261H190ZM52 263H53V262H52ZM52 263H51V264H52ZM172 263H173V262H172ZM176 263H177V262H176ZM188 263H189V261H188ZM147 264H148V263H147ZM167 264H168V263H167Z\"/></svg>",
  "mask_w": 264,
  "mask_h": 264
}]
</instances>
